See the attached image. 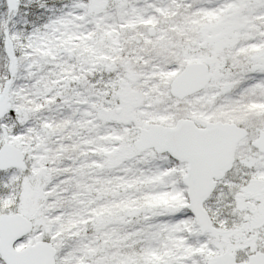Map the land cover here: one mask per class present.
Masks as SVG:
<instances>
[{
    "label": "snow or ice",
    "instance_id": "6c2138e0",
    "mask_svg": "<svg viewBox=\"0 0 264 264\" xmlns=\"http://www.w3.org/2000/svg\"><path fill=\"white\" fill-rule=\"evenodd\" d=\"M0 264H264V0H0Z\"/></svg>",
    "mask_w": 264,
    "mask_h": 264
}]
</instances>
